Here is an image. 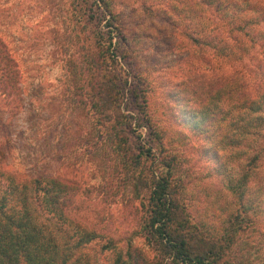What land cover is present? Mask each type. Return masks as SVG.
I'll return each mask as SVG.
<instances>
[{
  "label": "rangeland",
  "instance_id": "374dc122",
  "mask_svg": "<svg viewBox=\"0 0 264 264\" xmlns=\"http://www.w3.org/2000/svg\"><path fill=\"white\" fill-rule=\"evenodd\" d=\"M104 1L113 14L108 24L119 27L126 45L94 44L96 21L82 24L81 0H0V34L18 62L23 98L10 118L0 103V134L12 139V168L25 171L20 162L36 160V171L58 173L77 186L68 216L102 235L86 251L94 264H113L116 252L126 250L136 264H180L145 226L151 180L167 174L182 229L192 226L193 244L209 251L210 262L264 264V111L244 113L237 105L242 97L228 101L224 80L215 83L227 68L246 78V66L263 61L264 0L254 4L260 16L252 34H239L236 43L225 37L218 50L207 20L196 27L204 8L189 0ZM196 31L209 44L192 41L188 34ZM222 46L241 51L225 64ZM98 47L127 71L118 70L121 85L132 90L122 105L132 129L150 124L127 140L109 143L91 104L71 103L67 63L77 59L85 70ZM254 100L264 108V98ZM140 111L146 119H138ZM108 239L111 249L103 248Z\"/></svg>",
  "mask_w": 264,
  "mask_h": 264
},
{
  "label": "trees",
  "instance_id": "16d2710c",
  "mask_svg": "<svg viewBox=\"0 0 264 264\" xmlns=\"http://www.w3.org/2000/svg\"><path fill=\"white\" fill-rule=\"evenodd\" d=\"M81 1L82 24L86 26L92 19L96 21L95 29L92 28L96 37L94 44L100 45L104 40H109V47L112 43L115 45L119 42L126 45L119 27L113 23L108 24L113 14L104 0ZM189 1L194 6L204 8L196 27H201V20H207V24H210L208 32L215 33L211 37V41L215 42L213 44L215 50H218V43L223 44L225 37L236 43L239 34L243 36L252 34L254 26L259 22L256 17L260 14H253L254 4L262 0ZM194 15L198 16L199 12L196 11ZM204 16L206 18H203ZM261 17L264 21V16ZM199 33L201 32L196 31V34L191 32L188 35L197 44H209L210 41L204 40L206 38ZM115 35L117 42H113ZM240 47L235 46L232 50L224 49L222 46L219 49L225 64L229 57L234 55V50ZM93 53L85 70L79 69L77 59L74 61L70 59L67 63L70 68L68 74L74 82L71 103L76 108L91 104L100 126L106 130L105 138L109 143H112V138L127 140L133 130L146 123L142 122L141 126L132 129L133 117L126 114L122 106L125 94L130 92L132 95V90L121 85V74L118 70L123 74L127 71L119 66L117 59L112 57L109 61L110 57L104 55L102 47L97 48L96 54ZM103 57H106V61L100 60ZM262 59V62L251 65L252 69L246 66L249 71L244 72L245 75L247 74L246 78L243 71L238 68H227L225 74L215 77V83L224 80L227 87L225 98L228 97V101L234 97H242L237 105L241 107L240 109L243 108L244 113L254 114L257 111H264V108L255 105L254 100L255 96L264 98L262 90L264 57ZM252 60L249 58L250 62ZM20 80L21 71L18 62L0 34V103L8 112L7 118L15 116L23 108ZM79 81L82 83L79 84ZM220 93L218 91L214 96L220 97L218 95ZM134 98L136 100L138 96ZM1 111L0 107V119ZM139 114L142 116L141 118L138 116L139 120L146 119L145 112L140 111ZM110 119L113 120V124L106 126L105 123ZM146 125L149 128L150 124L144 126ZM88 140L86 139V142ZM12 146V139L0 134V264H94L86 251L91 250V244L102 235L68 216L67 200L70 201V197L74 196L77 186L66 183L58 173L51 174L43 169L36 171V168L34 169L36 160L26 159L24 163L20 162L25 171L13 169ZM148 154L147 152L145 155ZM129 156L131 157L132 153H129ZM161 163L169 170L166 161L162 160ZM154 178L151 180L153 189L149 197L148 219L145 224L149 232L158 235L160 244L169 249L168 257L171 255L177 263L214 264L208 259L209 251L200 244L198 248L194 246L196 237L193 231H188L192 226L187 227L188 230L185 227L184 230L182 229L183 222L179 220L180 209L175 199L169 195L170 174L160 175L156 180ZM111 247H113L112 240L108 239L103 248L111 249ZM116 253L118 256L113 264H136L132 252L126 250L124 254Z\"/></svg>",
  "mask_w": 264,
  "mask_h": 264
}]
</instances>
